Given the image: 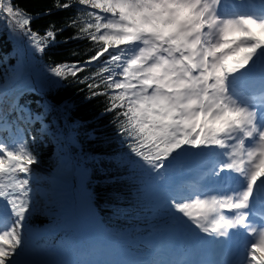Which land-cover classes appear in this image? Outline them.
Masks as SVG:
<instances>
[{"label":"snow or ice","instance_id":"1","mask_svg":"<svg viewBox=\"0 0 264 264\" xmlns=\"http://www.w3.org/2000/svg\"><path fill=\"white\" fill-rule=\"evenodd\" d=\"M74 6L64 24L50 23L41 34L32 28L39 13L33 16L16 0H0V32L44 55L60 42L58 36L76 29L62 43L87 39L93 54L83 63L43 65L41 89L65 88L64 81L82 86V98L60 94L57 100L61 109L81 114L77 127L91 118L88 102L105 97L104 114H114L116 135L136 158L131 163L140 178L160 191L174 226L196 247L234 249L236 258L223 264H264V40L254 33L264 32V0H54L53 5L58 11ZM30 64L25 62L22 79H28ZM8 93L0 86V126L11 127L3 110ZM12 107L23 119L26 106L14 100ZM27 119L41 121L42 133L51 131L57 140L63 135L45 127L41 115L29 111ZM88 135L96 140L103 133L93 128ZM36 143L30 133L11 145L0 137V264H30L26 222L36 203L32 166L40 160L31 149ZM193 162L207 165L206 181L197 191L180 193L171 177Z\"/></svg>","mask_w":264,"mask_h":264},{"label":"trees","instance_id":"2","mask_svg":"<svg viewBox=\"0 0 264 264\" xmlns=\"http://www.w3.org/2000/svg\"><path fill=\"white\" fill-rule=\"evenodd\" d=\"M16 3L33 16L40 14L33 20L32 28L41 34L50 23L55 22L57 26L64 24L76 10L74 6L73 9L58 11L53 7L54 0H16ZM47 9H52V13L45 16L43 13ZM74 34H77L76 29L66 30L58 36L60 42L51 49H46V54L41 55L27 48L26 43L12 39L7 32H0V86L9 88L17 79L23 68L25 50L36 71L37 81L41 80L39 70L43 65L60 61L83 63L93 54L95 48L87 39L62 43L65 38ZM74 51L78 55H72ZM91 71L92 69H89V73ZM69 82H63L65 88H52L50 91L47 87L41 89L38 83L36 91L26 88L23 92L19 91V95L12 96L4 110L12 124L9 127L5 122L1 126L0 137L5 138L11 145L22 140L26 133L35 135L37 143L31 145V149L38 155L40 163L33 165L34 169L39 166L48 171H56L71 154L81 173L83 186L78 194L80 206L90 212L97 221L108 226L113 235L140 241L135 247H124L120 244V251L147 257L152 253V248L143 245L141 241L154 236L152 231L169 218L165 206L140 178L139 169L131 163L136 158L128 153V149L121 144V138L116 135V124L112 123L114 114H104L107 103L105 97L101 96L88 102V115L91 118L82 127L76 126L81 114L73 109L60 108L57 103L60 94L80 98L85 95L80 91L82 86L74 83L68 86ZM14 100H18L21 106H26L23 119L20 118L19 110L13 111ZM45 100L54 107L46 106ZM29 111L33 117L41 115L45 127L50 125L52 130L62 132L59 140L53 138L51 131L42 133L41 121L29 122ZM93 128L102 132L103 136L96 140L90 139L88 133ZM20 129L24 132L19 131ZM63 206L60 199L51 195L44 213L34 209L26 222L31 244L53 247L60 240L70 238L76 247H79L80 239L84 245L83 250L92 249L91 240L87 236L80 237L75 229L62 228L58 231L63 220L53 215L61 211Z\"/></svg>","mask_w":264,"mask_h":264},{"label":"rangeland","instance_id":"3","mask_svg":"<svg viewBox=\"0 0 264 264\" xmlns=\"http://www.w3.org/2000/svg\"><path fill=\"white\" fill-rule=\"evenodd\" d=\"M254 33L259 39L264 40V32H261L258 29H254ZM26 52L27 51L25 50L24 53ZM37 86H38V81L36 80V87ZM195 167H196L195 163L193 162L188 168L184 169L183 171L193 172L191 170L195 169ZM64 172L62 169V171L59 174L51 175L50 173H46L42 170L41 171L34 170V175L36 177V182L33 183V187L35 189L34 200L36 202L35 210H38L41 213L45 212V207L50 202L49 195L54 194L57 181L60 180L62 174L66 175L67 171L65 173ZM77 177H78V189L75 192L78 191L79 194L83 186L79 172L77 173ZM149 188L153 189V193L157 191L156 194L161 196V193L157 188L152 186H149ZM179 189L183 193L193 192V189L189 187V184L182 185ZM75 192L64 191L59 196L66 199L69 203L72 202L73 204L76 197ZM156 198L160 200V197H156ZM72 207H74V204ZM74 209L75 211L72 219L70 220V226H72V228L83 231L85 236L89 237L90 239H93L92 232L89 229L90 226L92 227V225H90L92 224L90 217L86 213H84V215H82L83 217H81L79 215V213H82L81 209L80 208L76 209L75 207ZM68 229H71V227L68 226L65 230ZM160 233L161 234L158 236L157 240H155L156 243L154 244L155 250L157 251L158 255L155 254L152 255V259H153L152 262L142 261L137 259L131 261H134L135 264H170V262L180 261L181 258L179 257L178 253L175 251L181 245L179 238L185 233H182L181 230L177 229L172 221L170 224L168 225L166 224L161 229ZM26 241L28 245V251L25 259L30 261V264H101V262L103 261V258L100 261L101 259L100 256L103 253H100V256L97 257L98 253L100 252V247L95 246L93 253L91 254L87 253L89 255L88 256L85 254L84 251L79 253L78 247H76L75 242L69 238H64L60 240L54 247L43 250L34 248L33 244H31V239L27 234H26ZM125 244H130V241L125 240ZM111 247H113V251L117 253L115 247L112 245ZM188 256L192 257V254H188ZM176 258H178V260H176Z\"/></svg>","mask_w":264,"mask_h":264},{"label":"bare ground","instance_id":"4","mask_svg":"<svg viewBox=\"0 0 264 264\" xmlns=\"http://www.w3.org/2000/svg\"><path fill=\"white\" fill-rule=\"evenodd\" d=\"M21 85H31V86H36V80H35V74L31 68V66L29 67L28 70V79H22V81L20 82ZM199 164V163H198ZM200 167H203V171H201L202 177L204 179H202V181L206 180L205 177V173L207 171V165H201L199 164ZM197 170H194V172H196ZM185 183L184 180H174L172 181V184L175 186L176 189H178L180 187L181 184ZM58 186H62L64 187V189L66 191H75L78 187V177H77V171L74 167H69L67 168V174L61 176L60 178V183ZM203 235V234H201ZM98 237V236H96ZM99 239L103 240L104 245H105V260L103 264H110V263H114L117 264L116 262V257H112V251L109 247V242L106 239H103L102 237H98ZM210 239V238H209ZM194 252V253H193ZM214 252L216 253H222V250L220 249H215V247H196L194 246L191 241L188 239L187 235L185 234L183 236V241L182 244L179 246L178 249V254L181 255V257L183 258V261L185 262H189V261H208V259H211L214 255ZM191 253L192 256H195V258L191 257L189 258L187 256V254ZM203 258H202V257Z\"/></svg>","mask_w":264,"mask_h":264}]
</instances>
